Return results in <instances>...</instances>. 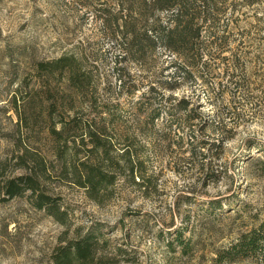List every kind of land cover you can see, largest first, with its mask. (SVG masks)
Here are the masks:
<instances>
[{"label": "rangeland", "instance_id": "rangeland-1", "mask_svg": "<svg viewBox=\"0 0 264 264\" xmlns=\"http://www.w3.org/2000/svg\"><path fill=\"white\" fill-rule=\"evenodd\" d=\"M227 2L230 42L217 71L223 79L214 102L185 80L174 93L165 92L170 100L145 102L142 110L135 107L114 124L104 121L105 139L112 144L107 143V158L119 176L98 204L71 174L65 176L61 161L51 158L49 93L62 104L54 112L56 121L75 112L85 118L97 112L71 108L69 96L59 98L57 93L68 89V73L40 71L39 63L85 52L92 57L98 107L116 112L118 103L131 109L124 104L127 87L137 85L139 99L149 86L159 87L169 77V55L157 52L137 63L124 54L122 40L109 36L98 12L112 9L115 0H0V171L18 176L37 169L35 157L51 160L46 191L68 212L63 225L36 209L29 194L9 201L0 196V264H55L52 256L61 243L87 233L99 241L98 264H264L257 257L218 262L220 252L264 219V0ZM184 98L190 109L209 119V128L198 130L197 120L185 131H169L162 129L168 114L154 122L149 118L150 109L171 107ZM214 119L220 120L219 128ZM147 123L160 131L145 128ZM194 138L201 148L191 146ZM129 149L140 159L142 189L122 158ZM87 154L83 150L79 158ZM179 237L188 249L178 245Z\"/></svg>", "mask_w": 264, "mask_h": 264}, {"label": "trees", "instance_id": "trees-1", "mask_svg": "<svg viewBox=\"0 0 264 264\" xmlns=\"http://www.w3.org/2000/svg\"><path fill=\"white\" fill-rule=\"evenodd\" d=\"M115 2L112 9H99L98 12H100L101 24L110 29L109 36L116 41L122 40L126 47L124 54H129L130 60L137 63L148 61L157 52H165L170 58L166 70L171 73H168L169 77L165 81H161L159 87L149 86L148 92L141 94L139 99H135L137 85L127 87L124 104L128 103L131 106L130 111L121 103H118L116 112L98 107L102 103L98 100L99 93L94 90L96 83L92 70V57L85 52L72 51L51 61L39 63L40 71L48 70L52 75L57 72L68 73V89L62 95L57 93L59 98L64 99L69 96L73 99L71 108L97 112L96 115L87 118L75 112L69 114L67 119L64 117L56 121L53 119L54 112L62 104L58 98L49 93V98L53 96V101L47 108L53 110L48 120L46 136L53 144L51 158L61 161L65 165V176L69 178L71 174L70 178L73 182L84 189L86 194L98 204H102L100 197L115 186L119 176L118 172L111 171L114 169L110 165V158H107L109 154L107 143L111 146L112 144L105 139L103 132L107 131L108 125L104 121L109 120L114 124L118 119L125 120L126 114L133 113L135 107L140 106L139 110H142L141 105L144 107L147 104L145 102L151 105L153 101L165 99V92L174 93L185 80L196 83L204 94L207 93L206 100L214 102L213 96L217 94L216 90L222 85L223 79L217 71H220V66L224 64L225 59L222 55L230 42L227 35V16L230 9L227 0H115ZM236 65L233 61V66ZM231 83L234 84V77L231 78ZM235 85L238 86L237 83ZM238 88L236 89L239 90ZM171 96L166 97V100H170ZM237 96L235 94V98ZM189 103L190 101L184 98L171 107L150 109L149 118L154 122L163 112L168 114V122L162 129L166 128L169 131H185L197 120L201 121L195 123L198 130L209 128L211 126L209 119H203V116L195 113L194 109L189 108ZM15 108L22 122L20 106L16 101ZM134 114L137 115V112ZM214 121L218 123L217 128H219L220 120L214 119ZM24 126L28 125L24 123ZM145 128L160 131L156 129L154 123L153 125L147 123ZM191 146L194 149L201 148L202 143L194 138ZM83 150L88 153L87 158H79V153ZM74 157L78 159L77 163L73 160ZM122 158L137 188L145 187L143 175L138 169L139 156L129 149L123 153ZM105 159L107 166L103 165ZM34 162L37 169H29L26 174L7 177L3 170L0 171L2 200L9 201L29 194V200L36 209L46 211L48 215L66 225L68 212L62 209L59 198L46 191L44 184L50 175V165L54 163L51 160L49 162L46 157H35ZM68 162L71 163V170L68 169ZM136 178L139 182H136ZM66 240L57 247L52 256L55 264L100 262L96 259V246L99 241L90 233ZM177 242L184 250L188 249V245L181 237ZM246 257L264 258V219L257 227L243 234L236 242L220 252L218 262H230Z\"/></svg>", "mask_w": 264, "mask_h": 264}]
</instances>
